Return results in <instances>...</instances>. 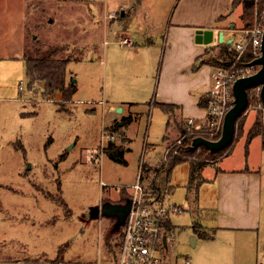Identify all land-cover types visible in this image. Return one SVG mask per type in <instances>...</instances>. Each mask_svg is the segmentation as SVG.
Listing matches in <instances>:
<instances>
[{
	"label": "rangeland",
	"instance_id": "obj_1",
	"mask_svg": "<svg viewBox=\"0 0 264 264\" xmlns=\"http://www.w3.org/2000/svg\"><path fill=\"white\" fill-rule=\"evenodd\" d=\"M105 1L0 0V264H92L98 259L115 264L125 225L124 221L117 225L116 216L108 218L109 223H106L105 214L93 213L94 208L104 202H112L104 190H108L111 197L114 192L119 194L123 202L129 199L131 187L128 183L141 176L150 183L145 187L147 198L155 196L153 187L160 179L168 178L170 184L169 177L159 173L160 168L147 176L142 171L151 151L159 155L163 151L161 137L155 140V136L162 130L166 117L160 115L155 105L154 88L164 59L165 45L160 47L164 40L160 34L155 35L152 38L155 44L139 65L140 60L127 50L135 46L134 43L133 46H120L118 41L124 36L118 33L116 38L111 37L110 32L105 34L98 25L103 20ZM111 1L116 3V0ZM179 1L183 0H162L158 6L162 17L167 21L172 19ZM251 1L254 15L259 9L256 7L264 0H258L257 5L255 0ZM147 3L154 2L148 0ZM201 4L205 1L201 0ZM237 6L239 13L243 12L242 3L232 6V10ZM196 8L198 4L191 7L188 14L195 17ZM240 21L238 27L234 24L232 29H241L243 23ZM225 28L231 30L229 26ZM53 47L60 51L49 56L50 61L69 60L65 68V86L69 83L76 86L70 100L64 101L59 91L47 95L44 80L29 82L26 73L24 58L42 60ZM223 49L220 44L217 48L213 45L206 48L203 60L212 66L211 72L219 68L236 74L247 70V62L238 59L232 47L231 55ZM258 68L255 66L250 71L254 73ZM123 78L128 86L122 84ZM138 79L139 92H136ZM133 91L136 93L132 94ZM257 93L256 89L248 90V104L236 121L229 154L230 149H227L215 162L210 160L206 150L198 149L194 155L183 157L190 160L175 165L172 175L176 179L171 178L175 192L162 186V203L184 208L178 214L169 215L175 225L169 234L177 235L178 264H185L186 259L206 253L216 245H228L233 251L249 245L246 241L221 237V234L216 237L209 231L211 236L201 237L194 245L189 235L191 225L195 221L197 225L211 224V209L207 217L203 215L205 206L192 213L187 191L190 193L194 189L205 201L203 192L207 185L200 171L202 167L207 172L216 169L221 162L225 167L258 169L261 183L262 178L264 183L261 142L255 139L245 144L238 138L249 111L256 112L264 136V109L258 106L261 100ZM22 96H27L23 98L27 100L16 99ZM205 97L208 98V92ZM131 100L135 101L133 105ZM112 103L124 111L117 112V120L112 124L115 125L110 127L106 107ZM131 105L133 110L127 113V106ZM129 115L131 123L127 124L125 132L131 140L122 143L123 161L109 157L104 151L98 158L88 150L99 144L102 150L109 142L119 144L120 122ZM204 135L214 139V136ZM127 148L131 149L127 151ZM197 162L202 163L200 169L195 167ZM165 172L169 176L170 171L165 169ZM215 190L213 194L207 190L209 200L215 201ZM262 201L264 204V194L261 208ZM205 229L200 226L196 232L206 235ZM260 249L262 246H258ZM189 264H192L190 259Z\"/></svg>",
	"mask_w": 264,
	"mask_h": 264
},
{
	"label": "crops",
	"instance_id": "obj_2",
	"mask_svg": "<svg viewBox=\"0 0 264 264\" xmlns=\"http://www.w3.org/2000/svg\"><path fill=\"white\" fill-rule=\"evenodd\" d=\"M110 1H105L102 15L103 20L98 25L102 27L105 34L110 32L111 37L116 38L120 34V36L130 38L135 46L132 44L133 47L127 49L128 54L136 55L140 60L139 65L142 64L141 59H144L148 50H151L153 44H155V39L153 41L152 38L160 34L159 37L164 40L160 46L162 48L163 44L165 45L164 59L154 88L155 105L160 115L166 117L162 130L155 136V140L161 137L163 151L161 155L151 151L147 161L144 162L145 165L142 170L146 174L145 176H147L161 169L162 171L160 170L159 173H165L166 177H169L171 180H169V184L168 178L165 180L160 179L155 184L156 187H153L156 194L152 198H155L160 204L164 205L161 201L163 197L161 199L160 193L162 186L168 189L171 188V192L174 193L172 179H176L172 175L175 171V165L170 169L169 176L165 172L167 168V161L164 160L165 151L173 140L182 133L187 118H195L202 121L206 117V106L203 103L211 84L212 73V66L203 60L206 55V48L209 45L217 48L219 44L224 43L218 41V32L220 30L224 31L225 39L229 40L231 37L233 38V31H237V29L231 28L229 30L225 26L230 27V24H235L238 27L241 22V12L239 13L238 6L232 10L233 0H204L205 4H201V0H192L195 4L191 3V0H183L182 2H178V6L173 11L172 19L167 21L164 16L162 17V11L158 8L162 0H151L154 2L153 4H148V0H116V3L111 1L112 4H110ZM197 4L198 8L194 10L195 17H192L188 14V10ZM197 28L213 30L212 40L208 43H196L194 36L195 29ZM136 38H138L137 42ZM120 46L123 45L120 44ZM104 52L106 56L108 49L106 48ZM126 82L127 80L123 78L122 84L127 85ZM139 85L140 81L138 79L134 91L139 92V88H137ZM126 89L128 90V87ZM134 91L132 94L136 93ZM24 97L27 96L17 97L16 99L21 98L19 100L26 101L27 98L23 99ZM134 102L133 100L130 101L132 105ZM132 105L127 106V113H131L133 110L134 106ZM121 110L122 112L124 111L123 108ZM106 114L110 115L108 124L112 127L113 122L117 120L116 114H118L116 106L113 103L106 107ZM127 119L128 121L124 124H122V121L120 122L122 125L120 129L122 137L120 143L117 144L120 146H122L123 142L126 144V142L131 140L125 132L128 129L127 124L130 125L131 123V116H127ZM257 119L255 111H249L243 119L238 138H242L245 144H250L253 140L258 139L262 145L263 133L261 126H258ZM108 129L113 133L115 132L112 128ZM250 132H252V136L248 140ZM168 142L170 144L167 145ZM100 146L101 144L89 147L88 150L96 153V157L101 158L103 149L101 150ZM130 149L127 148L126 150ZM229 149L228 154L232 148ZM262 149L264 150L263 145ZM98 150H101L100 153ZM221 158V156H217L212 161L216 162ZM222 163V167L217 165L216 169L210 168L211 170H208V172L207 169L204 170V167H202L200 171L203 180L206 181V185L208 186L205 187L203 192V200L205 201H202L201 195L198 192L196 193L194 189L190 193L187 191V197L191 200L192 213L197 208L205 206L203 215L207 217L208 210L211 209L209 216L211 224L204 226L200 223L197 225L195 221L191 225L192 229L189 235L194 245L198 244L201 237L205 239L208 235L211 236L209 232H212L216 237L218 234H221V237H229L231 240L246 241L249 245H244L239 251H233L228 245H216L206 253H197L193 257H190V262L192 264H264L263 201L261 208V197L264 194L263 178L261 183V175L258 169L225 167ZM195 166L200 169L202 165L195 164ZM142 179L143 176L140 177V184L144 189L145 195H148L145 187L149 182L145 179L142 181ZM101 181L104 183L103 180ZM135 181L136 179L129 182L128 185L130 184L131 186ZM176 186H178V183H176ZM213 189H216L215 201L209 200L206 195L207 190H209L210 194H213ZM131 193L132 189L128 193L129 199ZM104 194L107 197L109 196L112 203L125 202H120L121 196L115 192L111 197V193L105 189ZM204 202L208 204L205 205ZM106 217L107 219H104V222L109 223L108 218L112 216L106 215ZM173 226L175 225L171 223V218L169 217L164 225L166 231L164 254L168 262L178 264V253L175 252L177 235L176 237H172L169 234L173 230ZM200 226H203L204 229L206 228V231H204L206 235L196 232V229L200 228ZM258 246H262V249L258 250ZM189 259L186 260L189 261Z\"/></svg>",
	"mask_w": 264,
	"mask_h": 264
},
{
	"label": "built area",
	"instance_id": "obj_3",
	"mask_svg": "<svg viewBox=\"0 0 264 264\" xmlns=\"http://www.w3.org/2000/svg\"><path fill=\"white\" fill-rule=\"evenodd\" d=\"M258 0H255L257 5ZM254 13L252 26L237 29L234 34L232 47L236 51L237 58H242L246 50H250L253 59L261 54V41L264 32V1L257 6ZM119 44L132 45L130 38L120 39ZM259 64H247L239 74L229 69L219 68L211 73V85L208 90V104L206 105V117L197 122L195 118H187L185 132L181 133L165 151L164 160L168 161L170 153L180 154V149L186 145L188 137L215 136L221 131L225 112L231 107L233 101L232 85L236 78L252 74L251 68ZM19 89H22L20 86ZM258 91L260 86L252 87ZM260 98V97H259ZM261 100V99H260ZM259 108L264 109L262 101L258 103ZM113 138L114 135L106 134ZM102 138H105L104 133ZM140 171V169H139ZM140 179L130 186L131 205L124 218V233L121 242V251L115 264H177L168 262L164 254V237L166 235L165 222L171 213L178 214L183 208L177 205H162L155 198H147ZM102 182V181H101ZM102 184H104L102 182ZM92 264H108L103 260H97ZM185 264H189L186 260Z\"/></svg>",
	"mask_w": 264,
	"mask_h": 264
},
{
	"label": "water",
	"instance_id": "obj_4",
	"mask_svg": "<svg viewBox=\"0 0 264 264\" xmlns=\"http://www.w3.org/2000/svg\"><path fill=\"white\" fill-rule=\"evenodd\" d=\"M233 28L234 25L230 24ZM213 30L211 29H195L194 40L196 43H208L212 40ZM233 38L227 40L224 38V31L218 32V41L227 44L232 43ZM247 64H259V68L252 74L240 76L235 79L232 85L233 101L231 107L225 112L220 136L217 139H209L204 136H195L186 146L187 150H194L199 146L206 147L210 152L220 151L230 144L235 135L236 121L241 113L246 109L248 104V89L260 86L259 97L264 104V32L261 41L260 56L250 60ZM74 82V80L72 81ZM117 112L121 111L120 107L116 108ZM131 199L124 203L104 202L101 206L94 208V214H105L107 216H116L118 218L117 225L124 221L129 211ZM164 237V242H165Z\"/></svg>",
	"mask_w": 264,
	"mask_h": 264
},
{
	"label": "trees",
	"instance_id": "obj_5",
	"mask_svg": "<svg viewBox=\"0 0 264 264\" xmlns=\"http://www.w3.org/2000/svg\"><path fill=\"white\" fill-rule=\"evenodd\" d=\"M239 3H242V6H243V12H241L242 13L241 20L243 23L242 28H248V27L252 26L253 21H254L252 1L251 0H233L232 6H235ZM220 45L223 46V48H224L223 52L224 53H226L227 55L232 54L231 53L232 43H230V44L222 43ZM47 51H49V52H47L48 53L47 58H45V56H44V58L42 60L33 59L30 57L24 58L25 63H26V73H27V76L29 78V82L42 79L45 82V93L47 95H49L50 93H53L55 91H59L60 95L63 97L64 101L70 100L72 98L73 93L76 90V86H75V83H69L67 87L65 86V68H66L69 60L66 58H59L55 61H50L49 56H51L54 53H57L58 51H60V49L53 47V48L48 49ZM252 59H253V56H252L250 50L248 49L244 52L241 61L249 62ZM41 66H44V69ZM207 101H208V98L205 97L204 103L202 102L204 104V106L207 105ZM127 121H128V119L124 118L122 120V124L126 123ZM114 125H112V126H114ZM183 132H185V128L182 130V133ZM220 133H221V131L218 132L213 138L217 139L220 136ZM251 136H252V132H250V134L248 136V140L251 138ZM192 138H193L192 136L187 138L186 145L183 146L179 151L180 154L170 153V156H169L168 161H167V168H166L168 171H170V169L174 165H176L177 163L184 161V160H190L188 158H183V157L194 155V153L198 149L206 150L207 155L209 157L211 156L210 160L211 159L213 160L217 156L221 155L224 151L229 149L232 145V142H231L230 144H228V146H226L222 150L216 151V152H210L204 146H199L198 148L190 151V150L186 149V146L190 143V140ZM262 145L264 147V136H263ZM123 150L124 149L122 146L117 145L113 142H109L105 147H103V151L109 157H111L113 159H118L119 161L124 160L123 157L121 156ZM199 163L200 162H197L196 164H199ZM200 164H202V163H200Z\"/></svg>",
	"mask_w": 264,
	"mask_h": 264
}]
</instances>
